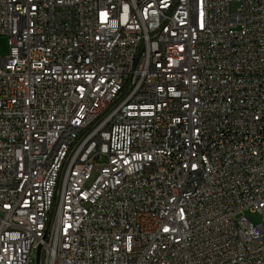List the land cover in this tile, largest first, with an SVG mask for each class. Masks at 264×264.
Wrapping results in <instances>:
<instances>
[{"label": "built area", "instance_id": "obj_1", "mask_svg": "<svg viewBox=\"0 0 264 264\" xmlns=\"http://www.w3.org/2000/svg\"><path fill=\"white\" fill-rule=\"evenodd\" d=\"M2 35L0 264H264V0H0Z\"/></svg>", "mask_w": 264, "mask_h": 264}, {"label": "rangeland", "instance_id": "obj_2", "mask_svg": "<svg viewBox=\"0 0 264 264\" xmlns=\"http://www.w3.org/2000/svg\"><path fill=\"white\" fill-rule=\"evenodd\" d=\"M8 49L9 46L7 43V36H0V56H6L8 54ZM244 214L251 223L257 224L260 222V217L257 212H251L249 210H246ZM261 242L264 243V234L262 236ZM30 264H37V261Z\"/></svg>", "mask_w": 264, "mask_h": 264}]
</instances>
